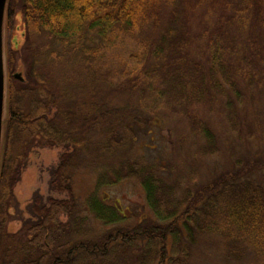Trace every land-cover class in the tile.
Wrapping results in <instances>:
<instances>
[{"label":"trees","instance_id":"1","mask_svg":"<svg viewBox=\"0 0 264 264\" xmlns=\"http://www.w3.org/2000/svg\"><path fill=\"white\" fill-rule=\"evenodd\" d=\"M5 33L10 42L0 157V264H189L199 234L223 238L228 255L240 256V246L247 245L264 260V182L254 174L264 169V159L184 190L179 177L164 173L166 165L130 158L138 133L127 124L125 131L115 127L103 105L84 109L77 89L74 99L64 101L39 67L41 49L24 55L22 46L40 37L56 41L61 50L49 58L86 71L89 82L101 77L129 102L137 98L147 119L135 118L136 124L163 111L186 117L206 140L197 152L203 157L215 153L218 135L199 108L214 111L226 99L234 105L233 96L242 100L250 88L263 93L264 0H8ZM130 42L136 45L122 66L109 70L106 51ZM17 72L24 82L14 79ZM253 126L249 135L261 139L264 121L256 119ZM96 132L103 139L98 145L92 139ZM44 147L65 150L51 186L68 198H50L47 204L36 198L33 217L12 233L15 190L31 151ZM83 151L84 162L98 169L86 210L110 227L101 233L87 226L73 191L72 172L82 164ZM129 181L142 186L153 213L135 224L125 223L126 210L108 204L103 195L104 189Z\"/></svg>","mask_w":264,"mask_h":264},{"label":"rangeland","instance_id":"2","mask_svg":"<svg viewBox=\"0 0 264 264\" xmlns=\"http://www.w3.org/2000/svg\"><path fill=\"white\" fill-rule=\"evenodd\" d=\"M140 38H145V35H141ZM9 42V34L4 33L5 54ZM148 42L151 44L150 41ZM135 45V42H130L125 46H116L107 50L106 67L113 71L119 69L122 61L128 57L127 52ZM22 46L25 48L24 55L29 54L33 49H41V55L37 57L39 67L44 68L52 77H50L51 81L56 85L64 101L74 99L72 90L77 89L79 95L85 99L84 109L90 104L103 105L104 111L111 115V122L114 121L115 127L125 131L128 128L125 126L127 124L135 129L136 134L138 133L134 138V148L130 158L140 163L166 165L169 168L164 173L172 179L179 177L184 190L188 186L193 190L200 183L208 184L215 174L227 169L243 167L246 161L264 159V133L261 134V139H255L248 132V127H254L256 119L260 118L264 121V89L263 93L253 94L250 88L247 95H241L242 100L233 96L234 105H227L226 99L221 102L222 104L217 105L214 111L205 107L199 108V116L218 135L215 153L202 157L197 152L206 140L196 134L186 117L163 111L156 116H148L146 124H136L135 118L142 121L147 119L143 109L138 106L137 98L133 97L129 102L125 96L115 92L114 88L111 89L107 81L103 82L104 79L101 77L95 78V82H89L92 77L86 71L83 72L82 69L72 71L71 68L66 67L64 61L59 63L49 58L51 51L61 50L56 41L48 37H40L33 45H26L23 42ZM193 51H196V46ZM80 86H86V89L79 90ZM6 117L7 113L5 119ZM232 120L234 125L231 124ZM92 139L96 142L94 145L100 144L103 140L98 132L92 135ZM64 153V149L50 147L31 151L15 190L14 219L10 223L12 233L18 232L24 221L33 217L32 208L36 198H39L43 204H47L50 198H68L67 194H60L51 186L54 173ZM82 153L84 154L80 159L82 164L76 166L72 172L73 191L78 203V211L86 218L87 226L95 233H101L110 227H105L95 220L86 210L87 198L97 183L98 169L89 167L84 162V158H87L86 151ZM254 174L258 181L264 182V169ZM103 195L108 204L118 205L123 211L126 210L127 224H135L147 216L153 217L146 193L138 182L129 181L106 188L103 190ZM66 220L62 218V221ZM198 238L189 264H264L257 251L247 245L240 246L243 249L240 251V256H237L236 252L228 255L223 238L213 234H199Z\"/></svg>","mask_w":264,"mask_h":264},{"label":"water","instance_id":"3","mask_svg":"<svg viewBox=\"0 0 264 264\" xmlns=\"http://www.w3.org/2000/svg\"><path fill=\"white\" fill-rule=\"evenodd\" d=\"M8 0H0V157L4 133V121L7 113V66L4 46L5 21L7 14ZM14 79L24 82L23 74L15 73Z\"/></svg>","mask_w":264,"mask_h":264}]
</instances>
